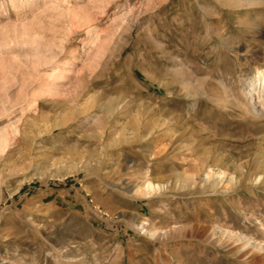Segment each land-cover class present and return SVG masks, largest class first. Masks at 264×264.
I'll return each instance as SVG.
<instances>
[{"label": "rangeland", "instance_id": "rangeland-1", "mask_svg": "<svg viewBox=\"0 0 264 264\" xmlns=\"http://www.w3.org/2000/svg\"><path fill=\"white\" fill-rule=\"evenodd\" d=\"M252 3L0 0V264H264Z\"/></svg>", "mask_w": 264, "mask_h": 264}, {"label": "bare ground", "instance_id": "bare-ground-1", "mask_svg": "<svg viewBox=\"0 0 264 264\" xmlns=\"http://www.w3.org/2000/svg\"><path fill=\"white\" fill-rule=\"evenodd\" d=\"M254 1V3H256L258 0H248V2H249V4H253L252 2ZM237 2H240V1H237ZM244 2V1H243ZM262 86H264V69H262V70H259L258 72H257V76H256V78L253 80V82L251 83V85H249V87H250V89H248V91H247V95H249V96H251V98H252V101H253V99H254V96L256 95V93H257V90H259V89H261L262 88ZM253 106H254V104H253ZM255 107V106H254ZM4 143V142H3ZM261 166V165H260ZM263 167V166H262ZM264 168V167H263ZM259 170H261L260 168H259ZM262 171H263V169H262ZM256 175H257V173H256ZM258 177H259V175H258ZM211 179V177L209 176V175H207V177H206V180H210ZM257 179V177L255 178V180ZM259 180V179H258ZM140 189V188H139ZM161 189V185L160 184H158V185H156V184H154V183H148L147 185H145V188H144V194H153V192H156V191H158V190H160ZM138 193V192H137ZM157 193V192H156ZM138 194H140V192L138 193ZM151 194V195H152ZM142 196V195H141ZM146 197V196H145Z\"/></svg>", "mask_w": 264, "mask_h": 264}, {"label": "crops", "instance_id": "crops-1", "mask_svg": "<svg viewBox=\"0 0 264 264\" xmlns=\"http://www.w3.org/2000/svg\"><path fill=\"white\" fill-rule=\"evenodd\" d=\"M71 200L74 201V198H71ZM86 204H87V199L84 200V207H85Z\"/></svg>", "mask_w": 264, "mask_h": 264}]
</instances>
